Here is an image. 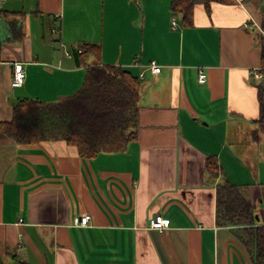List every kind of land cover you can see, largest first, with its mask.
I'll return each mask as SVG.
<instances>
[{
	"label": "crops",
	"instance_id": "crops-1",
	"mask_svg": "<svg viewBox=\"0 0 264 264\" xmlns=\"http://www.w3.org/2000/svg\"><path fill=\"white\" fill-rule=\"evenodd\" d=\"M263 15L264 0H199L188 24L171 0H0V121L19 98L76 93L92 63L140 77L122 149L85 157L0 132V264H256L248 224L217 222V185L238 187L264 224ZM84 43L99 53L80 57ZM83 213L89 224L73 225ZM157 214L167 228L150 227Z\"/></svg>",
	"mask_w": 264,
	"mask_h": 264
},
{
	"label": "trees",
	"instance_id": "trees-1",
	"mask_svg": "<svg viewBox=\"0 0 264 264\" xmlns=\"http://www.w3.org/2000/svg\"><path fill=\"white\" fill-rule=\"evenodd\" d=\"M199 0H171L174 11H181L185 23H190L192 9ZM206 3L209 0H204ZM264 30V15L261 21ZM262 40V69L264 71V35ZM80 57L90 52L99 53L94 43L82 44ZM140 77L122 66L87 65L81 88L61 100L45 102L37 98H19L13 104V117L0 121V132L23 143L63 139L88 157L104 150H118L134 138L138 124ZM259 96L264 122V85ZM207 169L216 175L219 165L213 157L207 159ZM251 203L238 187L228 182L217 185V219L219 224L245 221L248 224L241 236L252 249L256 264H264V224L253 225Z\"/></svg>",
	"mask_w": 264,
	"mask_h": 264
},
{
	"label": "built area",
	"instance_id": "built-area-1",
	"mask_svg": "<svg viewBox=\"0 0 264 264\" xmlns=\"http://www.w3.org/2000/svg\"><path fill=\"white\" fill-rule=\"evenodd\" d=\"M173 24L175 25L176 22L173 20ZM263 34L264 30L261 28ZM77 52H82L83 48L82 46L77 47ZM67 55H70V52H66ZM149 67L153 73H159L161 71V65H159L156 60L152 59L149 62ZM259 71L255 72L256 76H259ZM140 76H143L141 73ZM25 78V69L23 67V64L21 62H15L14 63V73H13V79H12V86L18 87L22 85ZM198 80L200 82H204L206 80V73L203 70L202 67L198 69ZM91 220V214L89 213H83L81 215H78L74 218L73 225L81 226V225H88ZM170 225V219L162 214L154 215L150 220V227L156 228L159 230H163L167 228Z\"/></svg>",
	"mask_w": 264,
	"mask_h": 264
}]
</instances>
